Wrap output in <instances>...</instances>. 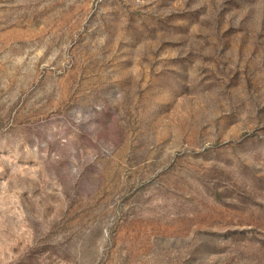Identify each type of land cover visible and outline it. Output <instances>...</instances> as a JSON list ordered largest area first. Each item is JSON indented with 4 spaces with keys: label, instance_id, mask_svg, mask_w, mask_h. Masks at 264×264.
<instances>
[{
    "label": "rangeland",
    "instance_id": "374dc122",
    "mask_svg": "<svg viewBox=\"0 0 264 264\" xmlns=\"http://www.w3.org/2000/svg\"><path fill=\"white\" fill-rule=\"evenodd\" d=\"M0 264H264V0H0Z\"/></svg>",
    "mask_w": 264,
    "mask_h": 264
}]
</instances>
